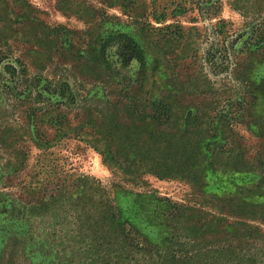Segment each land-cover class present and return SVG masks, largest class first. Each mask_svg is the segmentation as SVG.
<instances>
[{"label":"rangeland","instance_id":"obj_1","mask_svg":"<svg viewBox=\"0 0 264 264\" xmlns=\"http://www.w3.org/2000/svg\"><path fill=\"white\" fill-rule=\"evenodd\" d=\"M251 27L264 32V0H0V264H61L49 247L25 236L33 220L18 208L19 199L29 200L31 183L46 177L39 174L38 156L43 154L53 164L55 180L68 171L109 184L110 171L88 141L100 131L99 124L115 114L127 124L128 115L142 109L146 91L169 95L175 108L177 102L212 103L216 113L228 100L234 105L230 95L243 86L251 119L261 122L264 49L256 51L251 45L254 39L247 40L249 33L244 32ZM113 33L130 36L143 50L144 82L137 62L120 68L116 47H105V38ZM19 62L32 77L60 76L69 84L76 103L61 109L82 137L59 139L55 127L39 121L40 132L51 144L46 151L35 147L33 80L5 68L11 65L18 71ZM236 131L255 151L254 144L260 141L243 127ZM232 168L229 164L217 171ZM147 179L160 196L202 204L184 183ZM233 192L235 187L229 186L226 196ZM252 194L240 197L247 205L264 203L263 196ZM209 210L233 219L228 210L214 206ZM46 220L38 218L34 225L61 236ZM247 223L264 230L258 219ZM232 251L238 255L234 264H264V239L234 246Z\"/></svg>","mask_w":264,"mask_h":264},{"label":"trees","instance_id":"obj_2","mask_svg":"<svg viewBox=\"0 0 264 264\" xmlns=\"http://www.w3.org/2000/svg\"><path fill=\"white\" fill-rule=\"evenodd\" d=\"M244 33H249L247 40L254 39L251 45L256 51L264 49L261 28L251 27ZM105 43V47H116L120 68L137 62L144 82V52L134 39L113 33ZM229 52L227 47L226 55ZM227 60L232 64L230 57ZM9 67L33 80L31 115L38 150L46 151L51 144L40 132L39 121L55 127L59 139L82 137L61 109L76 103L65 80L32 77L21 62L18 71L5 65ZM169 97L146 91L142 109L128 115L127 124H121L115 114L90 136L88 144L110 171L109 184L68 171L55 180L53 164L40 154L39 174L46 177L35 179L27 188L29 200H18L20 211L33 220L25 236L49 247L61 264H234L238 259L234 246L263 240L262 227L247 220L258 219L264 226V203L247 205L240 195L264 197V116L261 122L251 119L243 86L230 95L234 105L228 100L216 113V105L213 108L205 101L188 106L177 102L175 108ZM238 127L260 141L254 144L255 151L237 133ZM229 164L233 167L229 172L217 171ZM147 177L184 183L202 204L160 196ZM229 186L235 192L227 197ZM213 206L228 210L233 219L211 212ZM38 218H49L45 222L61 236L35 226Z\"/></svg>","mask_w":264,"mask_h":264}]
</instances>
